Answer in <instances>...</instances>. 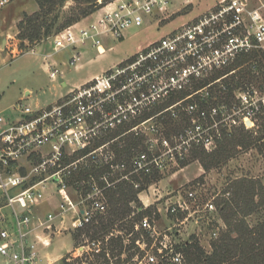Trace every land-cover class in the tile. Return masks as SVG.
Here are the masks:
<instances>
[{
  "label": "built area",
  "instance_id": "1",
  "mask_svg": "<svg viewBox=\"0 0 264 264\" xmlns=\"http://www.w3.org/2000/svg\"><path fill=\"white\" fill-rule=\"evenodd\" d=\"M6 2L0 0L1 4ZM97 2L100 6L90 21L71 24L52 36L53 52L73 51L68 59L71 65L79 61L81 47L89 46L97 55H103L112 47H106V41L123 39L127 30L141 26L146 16L160 24L194 4V0H179L178 5L177 0ZM262 48L264 0H213L205 11L147 42L101 73L78 85L64 86L65 92L52 102L36 107L19 103L11 107L7 116L0 111L2 264H55L57 258H51L52 252L48 251L52 237L84 228L105 213L106 187L130 180L137 189L142 185V175L163 172L167 166L165 158L179 163L194 146L211 152L216 149L223 128L229 131L238 124L250 127L255 114L264 107V90L239 92L236 95L239 111L226 116L225 105L219 109L200 104L210 96L208 84L164 109L176 117L174 107L199 94L196 100L187 103L190 123L174 134L175 141L171 142L169 137H150L144 141L146 149L133 155L128 163L115 161L114 151L105 149L109 142L96 145L121 129L118 136L130 132L139 135L140 127L153 118H143L145 112L191 89L194 83L229 66L240 56ZM30 51L35 53V48ZM45 64L51 80L63 75L57 64L48 61ZM227 118H231V123L225 125ZM82 152L85 154L77 158ZM97 154L110 169L99 176L101 186L91 174V179L86 180L90 181L85 197L76 202L69 192L71 173L85 158H91L95 164ZM114 171L118 175L114 176ZM133 175L140 180L132 178ZM155 184L152 181L137 193L144 206L134 207V215L152 204L144 200L143 193L146 199L152 196L153 203L162 199ZM173 196V200L153 210L154 215L165 216L168 224L160 228L156 217L144 214L126 234L127 237L135 234L131 240L137 250L134 264H187L181 244L188 239L181 238V226L190 229L191 234L199 227L196 235L208 234L209 246L226 228L213 199L204 200L193 189ZM202 223L203 226H198ZM111 236L119 235L111 233L108 238ZM87 242L80 247V254L91 251L109 255L103 248V240Z\"/></svg>",
  "mask_w": 264,
  "mask_h": 264
},
{
  "label": "rangeland",
  "instance_id": "2",
  "mask_svg": "<svg viewBox=\"0 0 264 264\" xmlns=\"http://www.w3.org/2000/svg\"><path fill=\"white\" fill-rule=\"evenodd\" d=\"M56 2L55 5L53 4L51 6V11L49 13L41 15V17L37 19L38 22H44L45 27L50 26V34L48 36H43L40 40L34 42L21 40L17 35L19 32V24L24 25L28 18L38 15V0H7L6 3H0V33L5 35V40H7L0 49V111L6 116L11 114V107L19 103L36 107L37 105H45L52 102L61 93L65 92L66 88L59 86L63 80H67L69 85L78 84L88 78L91 74H99L101 70L111 67L119 60L136 52L139 44H145L151 40L159 38L161 35L170 31L182 22L187 21L192 16L205 11L213 3V0H194L193 6L181 10L168 21H162L160 24H155V18L146 16L144 23L138 27H130L123 39L106 41L105 46L108 47L112 45L113 48L108 49L103 55H97L95 49L89 46L81 47L79 50L82 52V57L78 63H82V65L79 68H74V66L68 62L69 55L71 54L69 49H60L53 52L51 40L53 35L67 27V25L62 27L63 23L66 22V18L75 16L79 7H83L85 4H81L80 2H77V0H57ZM176 4H179V0H177ZM93 12L94 11H92V13ZM78 21H72L71 24ZM42 31H44V29ZM7 34L9 35L6 36ZM2 36L0 37L2 38ZM42 41L46 42L42 43ZM38 44L42 45L38 47ZM31 48H36V53L31 52ZM259 50L258 53L260 54H258L257 60L254 61L256 66L254 67L253 65L251 68L255 75L254 78L246 84L235 88V97L239 92L244 90H264V48ZM44 53H52V55L47 60L42 55ZM90 59L91 61H89ZM49 60L56 62L58 68L63 70V75L60 76L58 74L56 80H51L45 69V63L47 61L50 63ZM236 65V63H232L225 68L215 71L205 79L194 83L191 89L179 93L164 103L156 105L148 110L143 118L148 119L152 116L153 118L146 121L140 127L141 132L139 135H136L139 140L138 148L141 150V146L146 143L144 141L150 137H169L168 139L171 142L175 141L174 134L181 131L190 123V114L186 109L187 103L196 100L199 94L193 95L189 99L177 104L176 107H174V110L177 113L176 117L171 115L170 110L164 111V109L169 107L173 102L184 98L187 94L202 86L210 84L208 86V91L214 92L219 87L223 88L222 85L226 82L232 81L233 78L235 81L238 80L240 73H242L241 70L246 66L245 63H243V66L234 68ZM27 88L31 90V93L26 97H23L25 95L24 90ZM218 104L214 105L208 103L205 107L214 105L221 109L222 104ZM237 106L238 105L234 103L230 108H225L223 114L231 116L238 108ZM224 107H226V105ZM237 111H239V109H237ZM233 117L236 118V120L238 119L237 115H233ZM229 119L231 118L226 119L225 125L231 123ZM152 126L154 127L153 131L150 130ZM218 126L219 128L222 127L221 124ZM236 127H234L235 130L230 128L232 129V132H239ZM242 134L246 142L238 143L236 141L237 143L235 142L229 145L230 147H228V149L231 155L228 157L226 155L222 156L224 159H222L219 164L211 165L209 168H205L204 166V162L209 156H205V154L202 153V148L199 146H194V149L191 148L179 163L165 158L167 166L161 174H158V179L154 180L156 181L155 185L160 190V194L163 195L162 199L159 202L153 203V197L151 196L146 199L145 193H143L144 200L147 203L152 202V204L148 206L147 209H144L142 214H148L152 218L156 217L161 228L168 224V221L165 216H160L159 214L154 215L153 210L157 206H164L165 203L173 200V195H176L179 191L184 193L189 189H193L197 191L204 200L213 199V203L217 206L220 201H229L230 198L235 195V191L237 187H239V184L251 181V183H254L257 187L256 191L258 194H255L253 198L254 203L259 204V206L256 211L246 215L244 221L246 225L252 227L263 220L264 107L260 108L255 114L253 124L246 128V131H241L238 135L242 136ZM129 135L130 134L123 136L117 135L105 141L102 139V143L109 142L105 149L110 148L114 151V148L120 146L124 139L128 138ZM260 137L263 138L259 139ZM256 139H258V141H255ZM97 155L98 158L96 159L97 162L94 164L95 166L101 164L103 159L100 154ZM90 159L91 158H85L77 163V169L73 171L69 179V192L72 198L79 203L80 199L86 195L90 180L87 182L85 178L81 177L77 181V185L74 184L72 180L76 177L79 178L78 173L81 170L80 166H90V163L92 162ZM116 174L117 171H114L113 175L116 176ZM93 180L98 185H103L99 176H95ZM116 184L117 182L114 185ZM259 185L261 186V191L259 190ZM112 187L113 186H110L104 189V196L107 203L106 211L112 209L111 204L108 205V197L106 195V191L110 190L109 188ZM140 203L143 205L141 201ZM53 204L55 205L56 201L53 202ZM129 206L134 210V207L137 205L135 202H130ZM136 215L137 214L134 215L131 211L124 218L115 221L107 229L102 231H96L100 223L96 224V226H92L90 229L84 227L81 230L70 229L64 231L58 237L53 238L52 245L48 248V251L52 252L54 255L50 257L57 258L55 264H134L133 258L137 254V250L133 247L131 240L135 234L131 237H127L126 234L131 231V226L134 221H136ZM107 216L109 215L105 214L103 217L106 218ZM98 221L100 222L101 219ZM98 221L92 222L97 223ZM106 221L107 220L104 219V222ZM203 224L204 223H202V225L199 224L198 226L201 227ZM181 229V238L188 239L191 242V246L197 243L205 251L211 252L212 247L208 244V241L210 242L207 238L208 234L202 235V233H200L198 236L196 235V232L199 231V227L195 229V233L193 234H191L190 229L186 230L184 225L181 226ZM203 229L205 231L206 225L202 230ZM111 233L119 235L120 238L117 239L116 236L108 238ZM232 235L235 236L236 234L232 233ZM94 239L103 240V248L109 253L108 256L106 253L97 254L91 251L80 254V247L83 244L86 245L88 243L87 241L91 242ZM63 259L65 260L64 263ZM2 263L3 257L0 255V264Z\"/></svg>",
  "mask_w": 264,
  "mask_h": 264
},
{
  "label": "trees",
  "instance_id": "3",
  "mask_svg": "<svg viewBox=\"0 0 264 264\" xmlns=\"http://www.w3.org/2000/svg\"><path fill=\"white\" fill-rule=\"evenodd\" d=\"M56 1L57 0H38V15L28 18L24 25H18V38L34 42L40 40L43 36H48L50 34V26L45 27V23L38 22L37 19H39L41 15L49 13L51 11V6L57 3ZM77 2H80L81 4L84 3L85 5L83 7H79L75 16L66 18V22L63 23L62 27L70 25L72 21H78L79 19L92 13V11H95L100 6L97 0H77ZM43 29L44 31H42ZM258 51L260 50L252 51L237 58L233 62L237 64L234 68L243 66V63H245L246 66L241 70L242 73H240L238 80L235 81L233 78L232 81L224 83L222 85L223 88L219 87L214 92H210V96L207 99L202 100L200 104L207 106L208 103L214 105L220 103L229 108L234 103L237 104L234 90L254 78L255 75L251 68L253 65L254 67L256 66L254 61L257 60V56L260 54ZM234 127H236L239 132H232V129L228 131L226 128L221 130V137L218 139L215 150L206 152L202 148V153L205 154V156H209V158L204 162L205 168H209L211 165L213 166L219 164L222 159H224L222 156H230L231 153L228 147H230L229 145L232 143H235L236 141L238 143L246 142L243 138V134L242 136L238 135L241 131H246L245 126L243 124H238L233 125L231 128L234 129ZM122 130L123 129L114 132L111 136L105 137L103 141L119 135ZM127 134H130L129 137L124 139L120 146L114 148V152L116 153L115 161H125L128 163L135 153L146 149L145 145L141 146V150L138 148L139 140L134 133L130 132ZM262 138L263 137H260L259 139ZM103 141L100 140L96 145L101 144ZM255 141H258V139ZM85 152L77 155V158L85 154ZM109 167L110 166L103 163V161H101V164L96 166L92 162L90 163V166H80L81 170L78 173L79 178L76 177L72 180V182L78 181L81 177L87 180L91 174L98 177L103 172L109 170ZM132 178L140 180L139 177H136L135 175H133ZM112 179L113 178H111V180ZM157 179L158 173L156 172L151 175H142V179L140 180L142 185L137 189L134 188L133 183L130 180H122L118 182L112 188H109L110 190L106 191V195L108 197L107 202L108 205L111 204L112 209L110 211H108V209L105 213L98 215L94 220L95 222L101 219L102 223L101 221H98L97 223L91 222L85 227L90 229L92 226H96V224L100 223L96 231H102L107 229L115 221L121 220L133 211L129 206L130 202H135L137 206L141 205L140 200L137 197V193L144 189L150 182ZM256 190L257 187L254 183H251V181L239 184V187H237L235 191V195L230 198L229 201H220V203L217 204L218 213L223 218L226 224V229L221 232L218 238L211 240V252L205 251L197 243L191 246V242L189 240L182 243L181 247L185 253L187 264H264V218L252 227L246 225L244 221V217L251 214L253 211H256L259 206V204L254 203L253 198L255 194H258ZM259 190L261 191L260 185ZM105 214H108L109 216L104 218L103 216ZM142 215H144L142 212L138 213L135 220L139 219ZM104 219L107 221L104 222ZM131 227L133 228V224ZM81 229L82 228H78L76 230ZM232 233H235L236 235L233 236ZM116 238L119 239L120 237L117 236ZM64 262L65 260L63 259V263Z\"/></svg>",
  "mask_w": 264,
  "mask_h": 264
},
{
  "label": "crops",
  "instance_id": "4",
  "mask_svg": "<svg viewBox=\"0 0 264 264\" xmlns=\"http://www.w3.org/2000/svg\"><path fill=\"white\" fill-rule=\"evenodd\" d=\"M96 15V11H94L93 13H91V14H89V15H87V16H85V17H83L81 20H79L78 22H76V23H78L79 25H81V24H84V23H86V22H88V21H90L94 16ZM127 33V32H126ZM3 34L2 33H0V36H2ZM9 34H7L6 36H8ZM126 35V34H125ZM6 37H5V35H3L2 36V38L0 37V49H1V47H2V43H3V40L5 39ZM5 42H7V40H5ZM46 41H42V43H45ZM146 44V43H145ZM42 44H38L37 46L39 47V46H41ZM144 45V43H142V44H139L138 46H137V50L141 47V46H143ZM113 48V46L110 48V49H112ZM35 50H36V48H35ZM70 50V49H69ZM108 50V49H107ZM106 50V51H107ZM136 50V51H137ZM37 51V50H36ZM36 51H35V53H36ZM71 51V50H70ZM72 53H73V51H71V54L69 55V57L72 55ZM43 55V57L44 56H46V55H49L46 59L48 60V58L52 55V53H44V54H42ZM81 57H82V52H81V54H80V59H79V61L81 60ZM50 61V60H49ZM89 61H91V59L89 60ZM120 61V60H119ZM50 63H55V64H57L56 62H53V61H50ZM82 65V63H76L75 65H73L74 66V68H79L80 66ZM45 69H46V71H47V66H46V64H45ZM105 69H103V70H101L99 73H101L102 71H104ZM98 74V73H97ZM96 73H94V74H91L88 78H86V79H84L83 81H81V82H79L78 84H80V83H82V82H84V81H86V80H88V79H90L91 77H93V76H95V75H97ZM78 84H71V85H69L68 84V82H67V80L65 81V80H63L60 84H59V86L60 87H62V88H64V86H72V85H78ZM31 93V90L30 89H25L24 90V96H27V95H29ZM23 96V97H24ZM59 235H56V236H53L52 237V242H53V238L54 237H58ZM51 255H54L53 253L51 254ZM50 255V256H51Z\"/></svg>",
  "mask_w": 264,
  "mask_h": 264
},
{
  "label": "water",
  "instance_id": "5",
  "mask_svg": "<svg viewBox=\"0 0 264 264\" xmlns=\"http://www.w3.org/2000/svg\"><path fill=\"white\" fill-rule=\"evenodd\" d=\"M5 44V39L3 40V43H2V45H4Z\"/></svg>",
  "mask_w": 264,
  "mask_h": 264
}]
</instances>
